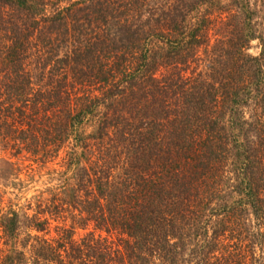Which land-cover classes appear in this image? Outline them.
Segmentation results:
<instances>
[{
	"label": "trees",
	"instance_id": "16d2710c",
	"mask_svg": "<svg viewBox=\"0 0 264 264\" xmlns=\"http://www.w3.org/2000/svg\"><path fill=\"white\" fill-rule=\"evenodd\" d=\"M80 1L48 17L0 0V150L72 141L76 171L73 224L48 239L47 220L8 211L0 264H258L264 0ZM88 224L106 236L73 239Z\"/></svg>",
	"mask_w": 264,
	"mask_h": 264
},
{
	"label": "rangeland",
	"instance_id": "374dc122",
	"mask_svg": "<svg viewBox=\"0 0 264 264\" xmlns=\"http://www.w3.org/2000/svg\"><path fill=\"white\" fill-rule=\"evenodd\" d=\"M44 1L46 2L45 15L48 17H52L53 13L67 8L70 6V4H76L74 5L76 8L77 4L81 2L80 0L78 3V0H67L59 3L56 5V7H53L51 3L55 0ZM210 34H212L213 37L215 33L214 31H211ZM36 37L38 39L39 34ZM54 37L55 34L51 36L53 40L55 39ZM45 38L49 39L50 36ZM42 40L45 41L43 38L39 39L38 41L41 45L43 44ZM39 43L38 45L40 47ZM260 51L259 43L254 41L251 43L247 52L249 55L255 57L260 54ZM36 55L37 54L35 53L27 60V62H30V65L28 64L27 71H30L32 74V84L37 81L35 76H38L39 73L36 67L38 63L35 61L37 58H39V56L35 57ZM18 105L19 104H16V106ZM90 130L91 128L87 127L83 131L88 134ZM71 148L72 141L66 142L63 147L58 150H49L47 155H33L29 152H20L16 154L15 149L10 150L9 148L0 150V167L4 161L7 162L8 165L6 166L10 168L9 170H12L7 174H1L2 171L0 170V219L3 215H5V213L12 210L16 211L22 220H24L25 217H36L40 220H47L49 225L48 232H46L47 234L44 235L48 239L56 236V228L61 226H71L74 220V213H76L68 203L69 194L68 191H66L68 187L74 186L76 184V175L75 177L73 175V173L76 171H74L75 168H71L70 164L69 155ZM46 157L48 159H45ZM85 158L90 159L94 158V156L92 153H90V151H87ZM86 159H83V161L80 162V167L86 166ZM5 168L6 167L4 165L2 169L4 170ZM246 222L251 224V234L256 232L257 223L253 217H247ZM26 228L27 227L21 226L20 232L24 233L25 231L29 230ZM32 233L37 234L35 231H32ZM89 233H94L96 237L106 236L105 233L94 230V226H92V224H88L84 228L75 226L73 239L78 241ZM23 235L22 238L24 237ZM38 235L40 236L41 234ZM110 238L112 240L114 238L116 239L115 234L110 235ZM231 243L233 244V241H225V244L229 246ZM4 248L3 233L0 228V249ZM254 253L259 259L258 264H264V255L262 252L256 250ZM244 255L247 257V251H245Z\"/></svg>",
	"mask_w": 264,
	"mask_h": 264
}]
</instances>
